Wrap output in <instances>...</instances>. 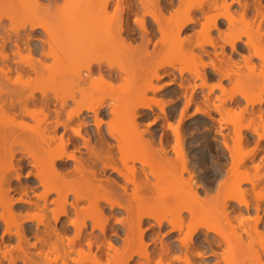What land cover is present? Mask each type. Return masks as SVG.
<instances>
[{
	"label": "bare ground",
	"instance_id": "bare-ground-1",
	"mask_svg": "<svg viewBox=\"0 0 264 264\" xmlns=\"http://www.w3.org/2000/svg\"><path fill=\"white\" fill-rule=\"evenodd\" d=\"M110 1L98 0L90 15L94 19L82 21L73 2L65 0L50 11L55 23L44 20L47 11L40 0L0 5V164H8L6 171L0 169V264H244L240 256L264 235V154H258L264 151V110L254 111L264 101V68L253 60H264V0H208L209 8L223 9L212 16L205 7H192L197 0H116L113 15L106 11ZM177 4L180 9L165 28L159 17ZM235 4L241 7L237 15ZM183 5L187 15L180 17ZM127 14L141 15L138 45L128 36ZM148 14L162 32L153 49ZM103 15L118 18L109 22L113 37H108L114 46L121 43L124 53L114 48L117 53L111 55L126 64L122 67L118 60L109 66L101 56L108 42L105 24L98 20ZM249 17L257 31L245 42L254 50L243 56L247 72L203 60L205 47L218 45L213 25ZM252 23L246 21L245 28ZM191 24L201 27L198 40L183 35ZM26 25L29 30L21 32ZM228 37L222 48L237 51L241 31ZM24 49L53 60H38L49 84L25 79L33 72L46 74L33 63L34 54L24 60ZM213 73L221 81H235L233 92L218 98L221 103L210 97L217 85L226 90L222 83L208 84ZM203 87L209 91L201 95ZM156 109L171 135L158 133ZM231 125L229 134L224 129ZM253 142V149L244 150ZM170 150L180 161L176 175ZM183 190L193 196L191 203L194 197L211 201L210 209L209 202L203 210L173 203ZM212 219L237 227L236 219L243 227L229 236L210 225ZM261 248L258 258L264 244Z\"/></svg>",
	"mask_w": 264,
	"mask_h": 264
},
{
	"label": "rangeland",
	"instance_id": "rangeland-1",
	"mask_svg": "<svg viewBox=\"0 0 264 264\" xmlns=\"http://www.w3.org/2000/svg\"><path fill=\"white\" fill-rule=\"evenodd\" d=\"M72 2H73V5H75L76 7H75V12L77 11L78 13H81V15H80V19L79 20H82V21H85V20H88L89 18L90 19H94L93 18V16H91L90 17V15H92V13H93V9H92V6H93V4L94 5H96L95 3H97V1L98 0H94V2H92L91 0H89V1H91L92 3H90L89 1H86V0H84V2H83V0H71ZM96 1V2H95ZM118 1V0H117ZM131 1V0H130ZM132 1H134V2H139V0H132ZM198 1V0H197ZM197 1H195V3H193V5H204L205 6V8H206V11H207V16L209 15V16H212V15H215V14H217V13H219V11H223V9H215V8H213V9H211V8H209L208 7V4H207V2H208V0H199V3H196ZM2 2V1H1ZM19 2V3H18ZM20 2H21V0H4V2L3 3H1L0 5H6V7H7V5L9 4V5H14V4H16V5H18V4H20ZM60 2V3H59ZM57 4H49V2L48 1H45V0H40V4H41V7H42V9L43 10H45L44 8H46V11L47 12H50L51 11V9H52V11L51 12H53V11H55V9L54 8H56V6H60V5H63L64 3H65V0H60ZM115 3H116V0H111L110 1V4L108 5V7H107V12L108 13H110V14H112L113 13V11H114V13H115ZM33 4V3H32ZM31 4V5H32ZM36 3H34V5H35ZM48 4V5H47ZM3 5H2V7H3ZM11 5V6H12ZM39 5V4H38ZM40 6V5H39ZM45 6H48V7H45ZM1 7V6H0ZM44 7V8H43ZM186 8L188 9V7L186 6ZM185 8V5H183V7H182V9L180 10V12H179V14H178V16L180 15V17H184L185 15H187L185 12H187L186 9ZM180 9V4H177V5H175L174 6V8H172V9H169V10H167V11H165L164 12V15H161L159 18H160V21H161V23L163 24V26L165 27V28H169V22H168V20H170V19H168L170 16H172L173 15V13L172 12H174L175 10H179ZM186 9V10H185ZM195 9V8H194ZM241 9V7L240 6H238L237 4H235V7L233 8V12H234V14H238V11ZM3 10V9H2ZM2 10H0V13H1V11ZM42 10V11H43ZM155 10V9H154ZM195 10H197V11H199V8H196ZM106 11H105V13H106ZM46 12V14L45 15H43L44 16V20H46L47 21V23H55V22H57V20L53 17V14H51V12H50V14L49 13H47ZM45 12H43V14H44ZM113 13V14H114ZM40 14H41V12H40ZM49 14V15H48ZM112 14V15H113ZM172 14V15H171ZM106 15V14H105ZM105 15H103V16H101V17H99L98 18V20H99V22H102L103 24H105V30H104V33H105V39L111 34L110 33V31H109V29H110V27L109 26H111L112 25V23L114 22V18H116V17H113V18H111V20H110V17H109V15L106 17ZM129 14H127V19H126V21L128 22H126V24L128 25L127 27H129V17H131L132 18V21H133V23H134V21H135V15L133 16V15H129ZM141 15H143L142 14V12H141ZM140 15V16H141ZM199 15H201V17H204V15H202L201 14V12H199ZM87 16H89V17H87ZM111 16V15H110ZM144 16V15H143ZM109 17V18H108ZM145 19H146V22H147V25H149V27L151 28V29H153L152 31L154 32H152L151 31V37H152V42L153 43H151L150 44V48L151 49H153L155 46H154V43H156L161 37H162V32L159 30V23L153 18V17H151V16H147L146 15V17H145ZM202 20L204 21V18H202ZM220 21H223L222 23H221V25L219 26V29H220V31L221 32H224L225 33V39L222 41L221 39H220V33L219 32H217L216 30H213V32H212V35H213V38H214V40L218 43V45H217V47H212V46H206L205 47V50L207 51V55H205L204 56V58H203V60L205 61V62H211V61H213V62H215L217 65L219 64V65H221V61H223L222 63H224V66H225V68L226 69H233L234 71H236V70H238V69H240V71L241 70H243V71H241V72H247V65H246V62H245V60L243 59V57L242 56H240V55H235L234 57H232V59L236 62V64H233V62L232 61H230L229 59H228V54H231L232 52H231V49H230V47L228 46V45H224V48H222L223 46V43L225 44V41L229 38L228 36L229 35H231V33H233V32H237V33H240V31H241V40L240 41H238V44L239 45H244V42H246L247 40H248V38H249V36H251V35H254L255 34V32L257 31V28H256V26L252 23V21H253V18L252 17H249V18H247V19H245V21L244 20H242V19H239L238 18V20H236L233 24H229V23H226L224 20H219V23H220ZM246 21L248 22H250V23H252V26L251 27H249V28H245L246 26L244 25L245 23H246ZM109 22L111 23V25L109 24ZM225 22V23H224ZM10 23V22H9ZM115 23V22H114ZM18 24H20V22L18 21L17 23H14V26H18ZM109 24V25H108ZM29 25V24H28ZM29 27V26H28ZM28 27L27 28H20V30H21V32H24V30L25 29H28ZM263 27H264V25H263ZM130 28V27H129ZM189 28L190 29H187L186 31H184L183 32V35L184 36H189V37H191L192 39H193V41L194 40H198V37L200 38V36H198V34H197V32H196V29L197 30H199L201 27H200V25H197V27H195V25H193V24H191L190 26H189ZM131 29V28H130ZM29 30V29H28ZM262 30H264V28L262 29ZM40 31L41 30H39V34H40ZM129 31V30H128ZM130 31H131V33H130ZM128 33H130V35H128L129 36V38H131V40H133L134 41V44L135 45H138L139 43L138 42H140L141 41V38H140V36H141V29L140 28H137V29H132V30H130ZM38 33V32H37ZM90 33H94V31H92V32H90ZM110 33V34H109ZM248 34H251V35H249L248 36ZM38 35V34H37ZM112 35H110L109 37H111ZM109 37H108V39H106L105 40V44H106V42H107V46H105V49H103V51H102V54H101V56H103V57H105V59L107 60V63L106 64H110L112 61L113 62H116L118 59L117 58H114L115 56H113V55H111V53H113L115 50H117V52L119 53L121 50H120V44L121 43H117V45H116V43H115V46L114 45H112L111 44V41H110V39H109ZM113 37V36H112ZM133 37V38H132ZM244 37H246V39L244 38ZM140 39V40H139ZM115 40V39H114ZM110 41V42H109ZM116 41V40H115ZM132 41V42H133ZM116 42H120V41H116ZM109 43H110V45H109ZM114 44V43H113ZM112 45V46H111ZM108 46H109V48H108ZM111 47V48H110ZM260 47H261V45H260ZM107 48V49H106ZM114 48H116L115 50H114ZM160 48V50H161V46L160 45H158L157 46V49H159ZM111 49H113V50H111ZM25 50V51H24ZM23 50V52H22V54H23V56H25L24 57V60H26L25 58L26 57H28V55H29V52H28V49H24ZM27 50V51H26ZM223 50H224V54L222 53L223 52ZM110 51V52H109ZM197 52H199L200 51V48H197V50H196ZM117 52H115V54L117 53ZM121 52H123V50L121 51ZM215 52H218L219 54V57H216V54H214ZM40 52H34V53H31L32 55H33V59H34V61L31 59V61H33V63H36L37 65H40V64H38V60H42L43 59V61L46 63H48V64H50L51 63V61L53 62V60L51 59V58H44V57H42V55H41V53L39 54ZM124 53V52H123ZM246 53H249V50L246 52ZM30 54V55H31ZM114 54V53H113ZM114 54V55H115ZM180 54V55H179ZM178 54V56H182V54L181 53H179ZM29 55V56H30ZM31 55V56H32ZM38 55V56H37ZM109 55H111V58L109 57ZM109 57V60L111 59V61L109 62V60H108V57ZM113 56V57H112ZM136 56H137V53H136ZM19 57H21V56H19ZM18 56H14V59L16 58L17 60L16 61H18L20 58H19ZM35 57V58H34ZM40 57V58H39ZM107 57V58H106ZM137 58V57H136ZM180 58V57H179ZM51 59V60H50ZM115 59V60H114ZM222 59V60H221ZM223 59H226L227 60V62L225 61L224 62V60ZM21 60V59H20ZM47 60V61H46ZM254 60V63L258 66V68H261V67H263L264 68V60H262V59H260V58H254L253 59ZM22 61V60H21ZM27 61V60H26ZM120 63H118V65L119 64H121V65H123V61L122 60H118ZM121 61H122V63H121ZM22 62H24V61H22ZM109 62V63H108ZM112 62V64H114ZM138 62V61H137ZM184 62V61H183ZM183 62H181V64L183 63ZM189 62V61H188ZM21 63V62H20ZM117 63V62H116ZM185 63V62H184ZM24 64V63H23ZM179 64V63H178ZM181 64H179V65H181ZM114 65H116V64H114ZM117 65V66H118ZM124 65H126V64H124ZM123 65V66H124ZM178 65V66H179ZM110 66V65H109ZM117 66L116 67H114V68H117ZM120 66V65H119ZM40 68L39 69H41V72H43V70H42V66L40 65L39 66ZM105 67H108V66H105ZM120 67H122V66H120ZM139 67V65L138 66H136V68H138ZM191 68H193V67H191ZM200 69H201V71L203 70V68L200 66L199 67ZM209 68V70L211 69L210 67H208ZM207 68V69H208ZM167 70L168 71H171L172 69L171 68H167ZM45 71V70H44ZM85 74H86V71L84 72ZM44 74H46L45 76H42V73L41 74H36V72H35V74H34V72L33 73H31L30 75H28V76H30V77H28V76H26V78L25 79H27V78H29L33 83H38V84H44V85H47V84H49V82H48V79H47V74H48V71H45L44 72ZM189 73L188 72H185V76L186 75H188ZM13 75H15V74H13ZM178 75V74H177ZM176 75V76H177ZM16 76V75H15ZM25 77V76H24ZM175 77V76H174ZM177 80L178 79H180V76H177V77H175ZM14 79H15V77H14ZM24 79V80H25ZM181 80V79H180ZM117 82V81H116ZM121 81H118V85H119V83H120ZM201 82V80L199 79V80H197V84H199ZM105 83H107V82H105ZM155 83H157V81H155ZM163 84V81L162 82H158V84ZM216 83H222L224 86H225V88H226V90H225V92L223 93L222 92V90L220 89V88H218V87H216L215 89H214V91L213 92H211V95H210V97H211V100L214 102H216V103H221V100H219L218 98H223L224 96V98H227V96H229L232 92H233V88H234V84H235V81L232 79H225V80H220L218 77H216V78H213V79H210L209 81H208V84H210V85H213V84H216ZM257 83L259 84V85H261V84H263L262 83V81H260V82H258L257 81ZM109 84V82L107 83V85ZM115 84V83H114ZM121 84V83H120ZM106 84H105V90L106 91H108L109 90V88H108V90L106 89V87H108ZM116 85V84H115ZM259 85H258V87H256L255 88V90L256 91H259L260 90V88H259ZM110 87V86H109ZM200 90V92H199V94H203V92H207V91H209V88L208 87H203L202 89H200V88H198V91ZM105 93H107V92H105ZM152 96H153V94H152ZM263 98H264V93H263ZM237 99H240V101H242L241 102V106H245L246 105V101L244 100V98H242L240 95H238L237 97H236ZM170 99V98H169ZM168 99V100H169ZM236 99V100H237ZM167 100V99H166ZM167 100V101H168ZM228 102H230V100H228ZM182 103V102H181ZM180 103V100H179V104H181ZM231 103H227V105H228V108H230L231 106H233V105H230ZM182 105V104H181ZM181 105H179V106H181ZM203 105V104H202ZM168 107L167 108H169V105H167ZM260 109H262V110H264V101H263V103L262 104H256V106L254 107V111H256V112H259L260 111ZM156 111H157V113H156V116H157V118H158V120H157V124H156V129H158V133H160V132H163V131H165V132H167V133H169V135H171L170 133H172V131H171V129L170 128H168L167 127V122H166V120L164 119V115L162 114V112L160 111V110H158V109H156ZM194 111V106H193V108H191V110H190V114L192 113ZM238 111V110H237ZM194 114V113H193ZM213 114L216 116V117H220V115L216 112V111H213ZM249 114H247L246 115V120L244 121V123L246 124V123H248L249 121H248V118H249ZM190 117L192 118V116L190 115ZM144 125H146V124H144ZM233 129H234V127H233V125H231V126H229V127H227V128H225L224 130L226 131V132H228L229 134H231L232 132H233ZM215 131H216V129H215ZM245 131H247L246 129H245ZM260 131L262 132L263 131V129L261 128L260 129ZM174 142V141H173ZM255 147V143L253 142V143H251L250 145H248V146H246L245 148H244V150H246V151H249V150H251V149H253ZM82 151H86V149L85 148H82ZM81 153V152H80ZM80 153L78 152L77 154L78 155H80ZM139 154V153H138ZM157 154L158 153H156L154 156L156 157V158H159V154H158V157H157ZM259 155L260 154H264V151H260L259 153H258ZM169 158H171V159H169V160H171V164H172V170H173V173L175 174V172L176 171H179V168H180V164H179V160H178V157L176 158V156L177 155H175V153L172 151V150H170L169 151ZM154 158V157H153ZM6 161L7 160H5V161H3V163L2 164H0V166H2V167H0V169L2 170V171H6V170H4V169H6L5 167H8V164L6 165ZM229 161H231V159H230V157H229ZM154 162H156L157 163V161H155L154 160ZM8 163V162H7ZM156 163H154V164H156ZM6 166H5V165ZM4 165V166H3ZM138 166H140V164H138ZM4 167V168H3ZM102 174H104V173H101V175H100V177H104ZM176 174H178V172L176 173ZM175 174V175H176ZM105 175V174H104ZM108 175V174H107ZM186 176H188L187 175V173H186V175H185V177ZM176 177V176H175ZM187 191H185V190H183V191H181L177 196H176V198H175V200H172V202L173 203H175V202H182L185 206H191V207H194L195 206V204H197V206H198V208L199 209H202L203 210V208L205 209V208H209V207H211V205H212V202L210 203L209 201H207V202H209L208 204H207V202L205 203V204H207V207H205V204L201 201V200H198V199H196L195 197H194V199H193V202L195 201V203H191L192 202V198H193V196L191 195V196H189L190 195V193H188ZM190 197H192V198H190ZM203 198H204V196H202ZM264 196H262V198H263ZM71 199H73V196H71ZM189 199V200H188ZM264 199V198H263ZM196 200H198V201H196ZM186 201V202H185ZM191 201V202H190ZM201 201V202H200ZM197 202V203H196ZM186 203V204H185ZM201 203V205H199ZM194 204V205H193ZM202 204H204L203 206H202ZM193 205V206H192ZM197 206L195 207V208H197ZM202 206V207H201ZM210 209V208H209ZM164 210V209H163ZM161 211L160 212V214H165L166 212H164V211ZM207 210V209H206ZM211 210H212V208H211ZM4 213V210L0 207V214H3ZM125 215L123 214V215H118L117 217H124ZM211 221H212V223H211ZM215 220H209L208 221V223L211 225H214V227H216L215 229L219 232V233H227V235L229 234V236L231 235L232 236V233L234 232V233H237V232H239L241 229H242V224L241 223H239V221L238 222H236V219L234 220L235 221V223L234 224H236V225H238L239 226V228L240 229H238V226L237 227H235V225H233V224H231L230 225V222H228L227 220H226V222H225V220L223 219V220H220L221 221V223L220 222H218L217 220H216V222H214ZM224 221V222H223ZM115 220L113 219L112 220V223L113 224H115ZM228 222V223H227ZM231 223H233V220H232V222ZM240 224V225H239ZM245 226L247 225V223L246 224H244ZM235 227V228H234ZM237 228V229H236ZM260 229H262V231H264V227H261ZM236 231V232H235ZM176 234V233H175ZM184 234H181L180 236H183ZM246 241H247V243H249L251 240H247L246 239ZM254 242H250L251 243V246L249 247V246H247L246 245V247H249V248H246L247 250H245V253L243 254V255H241L240 256V258L242 257H244L246 260H244L242 263H244V264H260V262H261V260L262 259H264V256H261L260 258H258V252H260L261 251V247H262V244H264V235L262 236V238H261V241L260 240H257V239H255V240H253ZM222 251V250H221ZM257 251V252H256ZM256 255H258V256H256ZM243 258V259H244ZM242 259V260H243ZM241 260H239V262H240ZM130 264H140V263H138V262H135V261H133V262H131ZM239 264V263H238ZM240 264H241V262H240Z\"/></svg>",
	"mask_w": 264,
	"mask_h": 264
},
{
	"label": "snow or ice",
	"instance_id": "snow-or-ice-1",
	"mask_svg": "<svg viewBox=\"0 0 264 264\" xmlns=\"http://www.w3.org/2000/svg\"><path fill=\"white\" fill-rule=\"evenodd\" d=\"M117 9L119 8V4L116 5ZM192 7L194 8H202L205 7L204 5H193ZM149 16H151V14H148ZM114 22H118V18H114ZM26 27H28L26 25ZM129 27L131 29H137V28H142L143 27V21L141 20V17L139 15H136L135 17V21L133 23L132 18L129 17ZM213 27L215 28V30L217 32L220 33V39L223 41L225 39V33L221 32L219 28H217L215 25H213ZM246 39V37H244ZM210 43V42H209ZM218 87V85H217ZM151 123H155V121L153 120ZM169 127H171V125H169ZM77 135H79V132L76 133ZM28 175H31V173H28ZM19 177H17L18 179ZM73 223H75V221H73ZM261 227H264V224L261 225ZM262 256H264V251H262ZM157 264H159V262H157ZM260 264H264V259L261 260Z\"/></svg>",
	"mask_w": 264,
	"mask_h": 264
},
{
	"label": "flooded vegetation",
	"instance_id": "flooded-vegetation-1",
	"mask_svg": "<svg viewBox=\"0 0 264 264\" xmlns=\"http://www.w3.org/2000/svg\"><path fill=\"white\" fill-rule=\"evenodd\" d=\"M238 5V4H237ZM239 6V5H238ZM221 20H223V19H221ZM226 23H228L226 20H224ZM223 21H220V23H219V26L221 25V23H222ZM224 22V23H225ZM231 49V48H230ZM249 50V53H246L247 51ZM231 54H228V56H232V57H234L235 55H240V56H250V55H252L253 54V52H254V50L252 49V48H250V47H248L246 44H245V42H244V45H239L238 44V50L237 51H232V49H231ZM218 52H215L214 54H217ZM223 54H224V50H223V52H222ZM219 54V53H218ZM234 59V58H233ZM243 59H244V57H243ZM213 75L215 76L216 74H214L213 73ZM216 77H218V75H216L214 78H216ZM219 78V77H218ZM213 79V78H212ZM220 79V78H219ZM202 95V94H201ZM83 152H87V151H83ZM263 154H260L259 156L261 157Z\"/></svg>",
	"mask_w": 264,
	"mask_h": 264
}]
</instances>
